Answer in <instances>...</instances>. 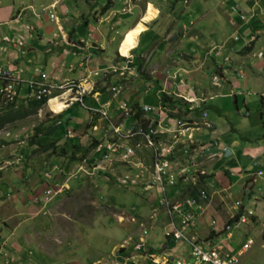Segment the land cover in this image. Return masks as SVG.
Instances as JSON below:
<instances>
[{"label":"crops","instance_id":"1","mask_svg":"<svg viewBox=\"0 0 264 264\" xmlns=\"http://www.w3.org/2000/svg\"><path fill=\"white\" fill-rule=\"evenodd\" d=\"M38 1L40 13L45 12L44 17L32 8V0H29L28 3L19 0L17 6H15L16 9L14 11L8 9L4 20L0 21V42L8 44L7 48L5 46L0 47V60H2L0 61L2 64L0 68L2 70L5 68L6 72L4 71V73L16 81L18 101L20 103L26 101L27 81L38 80L40 73H44L46 80L51 83H59L64 79L79 81L80 87L82 86L84 90L90 88L88 86L90 83L96 84L94 92L84 95V100L87 101L85 105L88 107L85 124L88 122L87 120H90L92 127L85 130L84 125L82 131L78 133H74L75 129L70 128L69 123L71 124L73 116L69 110L76 106V103L62 108L59 112L60 115L56 116L57 120L59 119L60 126L66 124L64 128L72 131L74 138L77 140L79 136L83 140L93 138L89 136V133H92L88 130L91 131L95 122L102 119L97 113L88 112L90 109L102 107L109 114L111 107L114 108L118 102H125L130 107L134 103L138 107L142 105L151 107L158 104L163 106L166 110L158 111L152 124V128L159 132L158 138L160 141L163 140L164 135L167 136L164 128L175 115L193 119L197 118L200 112L205 111L209 128L200 127L193 130L192 134L194 136L199 134L196 138L200 139L199 145L201 148L211 150L215 155L206 160L204 159L203 164L205 165L202 166L203 168L197 165L185 167V163L177 160L178 156L181 157L179 155L180 150L178 153L174 152L171 156L172 168L176 177H178L172 186L165 187L162 196L174 202L181 198L184 199L188 195H193L195 188L205 189L206 199H196L195 205L191 208L182 207L190 213V224L182 228L183 233L187 237L193 234L197 238L204 239L208 233L217 232L211 236L213 237L212 241L218 238L224 249L234 252L236 247L240 245V239L238 238L240 233L236 229L232 231L235 226L230 229L229 225L234 221L233 219H235L237 213L248 212L253 215L250 217L251 220L254 216L264 215V17L258 13L260 9L256 8L255 4H251L252 0H247L246 9L241 12V9L237 6L227 4L223 0L224 3H221V5H224L227 11L232 13L231 15L234 14L231 6L237 7L239 13L244 16L245 21L242 25H236L235 23L238 20L235 18L234 21L225 20L223 25L226 29L218 31L216 23L223 20L220 9H217L218 5L216 3H219V0H211L212 5L210 9L206 10L210 12L213 24L210 25L209 20H196V14L199 12L196 10L191 11L194 14H191L188 20L183 21V24L186 25L185 29L189 30L190 37L182 39L180 35H175L173 38L177 39L176 43L173 38L167 39L174 34L171 30L165 33L167 37L160 39L149 33V31H153L149 29L150 21L157 13L149 19H142L147 3L153 8L155 7L146 0L141 12L134 18H132L134 15L133 9H135L133 4L124 6L123 3L126 2L124 0H108L107 8L104 5L94 7L92 3L96 0H73L71 4L68 0ZM57 1H61L63 4L55 5ZM230 1L234 2L233 0ZM256 1H259L257 7L260 6L263 9L261 10L264 11V0ZM249 4L252 6L248 7ZM125 8L128 10H125ZM99 9L102 11L98 14ZM154 9L156 10V8ZM112 11L115 12L116 18L113 16L109 20L107 19L108 14ZM106 12L107 14H105ZM218 13L221 17L220 20L218 19ZM8 15L11 16L8 17ZM139 21L143 24L144 29L136 37L133 34L129 35L135 37L134 45L127 51V55L130 57L128 62L131 77L123 78L121 77L122 74H117L118 72H112V70L122 68L124 56L120 55L118 50L124 38L122 36L126 32L127 34L131 32ZM99 25H108V31L112 30L113 33L106 35L105 28ZM131 27L132 29L128 31ZM123 31L122 35H118L119 32ZM160 33H162L161 30ZM239 40H242L243 44H246L245 42L251 43V50L249 51L248 48L246 52L233 54L237 51ZM211 48H214L212 52ZM232 48H236V51ZM226 50L230 55H220L221 51ZM205 65L207 66L203 68ZM251 71L254 73H251ZM144 72L146 76L142 74ZM125 75L127 74L123 72V76ZM181 76L183 81L180 80L181 83H177ZM127 78H130L129 85H126ZM80 81H86L85 84L88 87L85 88V84ZM116 82L121 83L122 89L116 99L107 100L108 96L110 98V93L104 94V89L108 87L109 91V86ZM98 84L99 87H97ZM126 88L129 91L126 92ZM21 89H23L22 96L19 93ZM174 94L184 96L186 99L183 100L187 103H181L178 98H175V100ZM163 95L168 97L169 100H166ZM106 103L110 105L106 106ZM170 104L175 105L178 114L167 111V107L172 108ZM210 111L214 115V119L210 117ZM244 113H246V117L252 113L255 120L251 118L250 123L237 121V118L243 117ZM227 116H233L232 121ZM53 123H57V121ZM127 123H129V119H125L123 125ZM168 125L169 129L173 128L171 123ZM59 127L54 134L58 133ZM57 137L60 138V136ZM138 141V139H133L131 142L137 143ZM73 143H76V141ZM138 143L139 146L133 149V155H131L133 158L138 156L139 160H134L135 162L119 163L115 157L122 155L120 149L114 156L107 153V156H105L104 153L100 152L96 159L99 163L104 161L105 163L102 165L109 171H112L113 166L111 167V164L117 162L120 172L113 174L115 181L120 184L122 178L127 176L136 185L129 184L123 187L131 188L132 193L135 192V188L140 190L138 198L141 199L137 205L130 204L125 215L127 220L131 217L134 223L125 226H137L142 220L153 217L151 220L157 224L156 232L153 233L154 229L151 228L146 230V234L140 233L145 234L146 243H150L147 244L149 246L148 250L153 254L161 255L170 246L177 255H173V257L168 254L169 257L176 259L180 256L181 259H188L186 242L177 241L174 243L167 235L170 218L179 224L180 217L177 215L170 217L161 208L163 206L160 202L161 193L149 184L151 174L150 149L140 141ZM125 145H130V142H125ZM83 150L82 148V152ZM182 152H184V149H182ZM68 168L69 166L67 171L59 168L61 176L52 179V181L54 183L63 182V186L68 188L66 181L79 177L76 171H69ZM126 168L128 170L133 168V171L127 173ZM181 170L185 172L184 175H179ZM258 171L261 173L256 174ZM64 173L66 176L63 175ZM33 181L37 184L36 187H39V190L35 189L34 183H31L30 190L26 192V200H24L27 204L24 205L25 211L10 212V204L15 203L17 200L9 199L10 193L8 195L6 193L0 194V222L5 224L6 219L15 217L16 212H18V215L23 214L25 216L24 222L30 224L25 229H7L8 232H3V235H0V252L3 251L10 258L6 261L0 255L2 259L0 264H8V261L11 262L10 264H32V260L37 258L31 256L29 251L25 253L23 246L26 247L29 243H32L36 251L39 240L37 237L53 236L50 231L54 229L55 220L59 218L57 213L52 212L51 206L54 202L58 203L59 201L56 199L50 205H45L46 200L42 192L46 187L43 184L44 180L39 178V180L33 179ZM35 190L39 191L38 195L33 194ZM6 196L8 197L5 199ZM31 198L34 201H41L42 199L43 206L34 205L31 203ZM116 198L118 199L117 194ZM125 199H128V197H125ZM107 200L110 203L115 201V199ZM90 203H94V201H90ZM15 205L18 208V205ZM113 205L119 206L117 202H114ZM235 209L238 210L233 215ZM225 214H229V216L232 214L233 217L231 216L223 226L220 217L225 220ZM62 215L68 226L69 221L67 218L71 216V213L62 211ZM115 217H117V214H115ZM124 219L126 220V218ZM212 220L222 226V228L220 227L221 230L212 225ZM31 233L34 238L29 237ZM97 235L100 237V233H97ZM31 240L34 241L31 242ZM84 240L82 239L81 242H84ZM51 241L57 247L60 244L57 237L51 239ZM87 241L91 242L90 239H87ZM91 243L87 245H91ZM114 245L108 244V247L104 245V248L98 245L94 248L96 253L100 255H96L99 257L96 259L100 261L98 264H111L109 254L112 248H115ZM93 246H95V243ZM260 246L264 247L261 244ZM107 248L109 249L106 252ZM125 248H128L127 253L116 255L118 262L121 264H123L125 257L137 250H132L130 246H125ZM142 249H138V251ZM66 250L68 253L71 252L70 248L64 251ZM240 252L242 253V250ZM103 254L105 255L103 256ZM70 255L68 257H71ZM140 260H142L141 257H139V262H142ZM238 263L239 257L236 264ZM125 264H135V262L128 260Z\"/></svg>","mask_w":264,"mask_h":264},{"label":"rangeland","instance_id":"2","mask_svg":"<svg viewBox=\"0 0 264 264\" xmlns=\"http://www.w3.org/2000/svg\"><path fill=\"white\" fill-rule=\"evenodd\" d=\"M18 1L19 0H0V21L4 20V16H6V12H8V9H12L13 11L16 9L15 6H17ZM21 1L23 3L29 2V0H21ZM68 1H69V4L73 2V0H68ZM124 1H126L123 3L124 6L128 4L131 5L132 3L135 8L133 9L134 15L132 16V18L138 16V13L141 12L144 2H145V0H137V2H135V0H124ZM146 1L151 2L155 6L154 8H156L155 10L150 4H148L146 6L144 17L148 10H152L154 15L155 13H157L156 16L150 21L149 29L153 31H149V33L152 36L154 34L158 39L167 37L165 33L169 30L174 32L173 35L167 38L169 40L173 38L175 35H180L181 36L180 38L182 39H185L187 37L189 38L190 37L189 30L185 29L186 25L183 24V21L188 20L191 14H194V13H191V11H194V10L199 12V13L197 12L198 14H196V20L197 19L204 20V21L209 20L208 23L210 25L213 24L211 21L212 19L211 14L208 10H206V9H210L212 5L211 0H146ZM224 1L227 4H230V5L232 4V5L237 6L239 9H241V12H243V9H246L247 0H233L234 2L230 0H224ZM224 1L219 0V3H216L218 5L217 9H220V13L222 14V18H223L222 22L220 23L215 22L217 25L218 31L226 29L223 25V21L225 20L234 21V18L238 20V15H237L238 9L235 10L236 17H235V14L231 15L232 13L227 11V8L224 5H221V3H224ZM106 2L107 0H99V1L96 0L92 4L94 7L103 6L105 5ZM59 3L63 4L61 3V1H57L55 5H58ZM252 3L255 4L254 6H256V8L260 9L258 13H260V15H263L264 17V11H262L263 9L260 6L257 7V4L259 3V1L257 2L256 0L255 1L252 0L251 4ZM32 4H33L32 8L37 10L38 13H40L39 1L32 0ZM251 4H249L248 7H251L252 6ZM81 7L83 8V6ZM125 10H128V9L125 8ZM101 11L102 10L99 9L98 14ZM42 12L43 13H40V14H42V17H44L43 14L45 12L44 11ZM105 14H107V12ZM217 15H218V19L220 20L221 17L219 13ZM252 15H254V13H252ZM10 16L8 15V17ZM113 16L115 17L114 11L108 14L107 19L110 20L112 19ZM144 17L142 19H144ZM239 19H242V18H239ZM244 21L245 19L243 18L242 21H236L235 24L242 25L244 24ZM99 26L105 28L106 35L113 33L112 30L108 31V25L106 26L99 25ZM131 29L132 27L128 31H130ZM143 29H144V26L141 23V21H139V23L136 24L134 29L128 34L126 32L125 34L127 35L124 36L125 35L124 34L122 38L124 37L123 38L124 40L127 37H129L130 34H133L136 37L137 34ZM160 30L162 33H160ZM121 33L122 32H119L118 35H121ZM133 35H131V37L135 39ZM182 39L180 40L183 41ZM174 40L177 43V39L173 38V41ZM245 43L246 44H243L242 40H239L237 51H236V48H232L234 51H236V52H233V54L240 53V52H246V50L243 49L244 47H247V49L249 48L248 50L250 51L252 47L251 43H248V42H245ZM1 46H5L7 48L8 44L5 42H0V47ZM221 54L230 55V53L227 50L221 51L220 55ZM242 61L245 63L243 59ZM1 65L2 64L0 62V66ZM206 66L207 65L203 66V68ZM213 68H215V66H213ZM3 71L6 72L5 68H3ZM251 73H254V72L251 71ZM142 74L146 76L145 72ZM180 74L183 75L182 73ZM121 77L123 78L131 77V74H127ZM127 79L128 80L126 82V85H129L130 78H127ZM180 80L183 81L182 76L178 80L181 83ZM80 82L85 84L86 81H80ZM90 84L88 86L90 88L93 87V89L91 90L92 92L96 84L94 83L91 85ZM85 86H86L85 88L88 87L86 84ZM97 87H99V84ZM128 88L125 89L126 92L129 91ZM19 93H20V96H22L23 89L19 90ZM105 93L109 94L108 87H105L104 94ZM17 96H18V92L16 93L14 98L12 97L13 100L12 101L9 100L10 102L8 103H6L8 100H5L6 99L5 97L2 98V96H0V112L6 111L8 108H9L8 110L12 111V110H18L21 108L23 109L24 106L26 107L28 100L24 101L23 103H20L17 99ZM46 96H50V94ZM175 98L177 97H174V99ZM109 99L113 100L111 99V97L109 98L108 96L107 100ZM178 99H180L181 103H187L182 98H178ZM84 103H87L86 99L84 100ZM75 105L78 106L77 104ZM76 106H73L69 110V112L73 116L71 120V124L69 123V126L72 130L75 129L73 131L74 133H78L82 131L85 125V120H86L85 116L87 113L84 108H80L79 106L78 107ZM27 107H29V105ZM51 110H52L51 108L41 103V105H39V107L35 110L34 114L28 115L20 119H16L10 123H6L0 128V194L2 193L3 195L6 193L8 195L10 193L9 199L17 200L15 203L10 204L11 205L10 212L19 211V210L25 211L24 205H27V204L24 200H26V194H27L26 192L30 190L31 183L32 184L34 183L35 189L39 190V187L38 188L36 187L37 184L33 181V179L39 180V178L42 179V177L44 176L45 178L52 180L56 177H59L60 176L59 168H62L63 171H67L68 166H69L68 168L69 171L71 169H74V163L80 162L78 160H82L83 155L85 156V159H84L85 163L89 164L88 161L90 157L92 156V154H93V162L94 163L97 162L95 159L98 157V153H100L98 149H101V148L97 147V149L94 152L92 150H87V145L90 141V138L89 140L88 139L83 140L81 136H79L78 140L76 138L67 139L66 142L68 144L76 141V145H78V148L76 147L77 152L74 153L73 157L71 154V148L67 149V147H70V146L66 145V148L64 146L65 150L62 153H60L59 150H57L59 149L60 146L63 147V145L60 143L56 145L54 152H52L50 149L43 150L42 147L49 141L48 139L46 140L41 139L38 144L30 145L29 142L31 140L35 141L36 139L39 138V134H35L33 132V129L35 127L43 128V126L49 124L50 122L53 123L57 121L56 116H58V114L55 111L53 110L51 111ZM109 114L111 115L112 119H114V116L117 115V112L114 111L113 108L111 107V109L109 110ZM245 114L246 113L243 114L244 115L243 117L237 118V121L250 123L251 118L255 120V117L252 113H250V115L247 117ZM209 115L210 117L214 119V115L212 114L211 111ZM227 118L230 121H232L231 118L233 119V116H230V117L227 116ZM65 125L66 124H62L59 127L57 131L58 133H55L53 135L54 138L57 136H60V141L64 138L63 133L65 132V128H64ZM107 126H108V123L105 120L98 119L95 122L94 127L91 129V131L88 130V132L92 133V134L89 133V136L93 137L95 140L101 141L102 146L107 141V139L103 138V130L107 128ZM192 131L193 130H190L188 131L187 134H185L191 137L192 140L187 141V139L183 137L178 142L179 147L178 146L176 147L175 153H178V151L180 150L179 155H181V157L178 156L177 160H180L182 163H185L184 165L185 167L189 165L190 166L192 165L193 167L194 165H197L198 167H202L205 165L203 164L204 159L206 160L215 154H213L214 152H212L211 150H205L201 148V146L199 145L200 139L196 138V136H199V134H196V136H194L192 134ZM169 143H170L169 135L167 136L164 135L163 140H162L163 149H166V146ZM189 144L191 145L188 147ZM187 147H188V152H182V149H185ZM82 148L84 149L83 150L84 152H82ZM119 149L122 150L123 148H119ZM73 150H75L74 147H73ZM137 157L133 158L131 156L129 160L130 161L139 160ZM104 163L105 162L102 161L99 164L102 165ZM147 164L149 165L148 161H147ZM111 167H112V171L111 170L109 171L106 169L107 170L106 175H104V173L100 174V172L92 171L91 176L89 177L79 175V177L77 178L75 177L76 179L75 178L68 179L66 181V183L68 184V188L67 187L64 188L60 186L57 190L53 188L54 191L51 192L47 197H45V200H46L45 205L46 204L50 205L53 200L58 199L59 202L58 203L54 202L51 208H52V212L57 213L58 215L57 217L59 219L55 220L56 222L54 224L55 226L54 229L53 230L50 229L51 230L50 233L53 236L37 237L39 240H38V245L36 246V251L32 243H29L26 247L23 246V250L25 253L29 251L31 252L30 253L31 256L37 258L35 260H32V264H62L63 262L64 264H98L100 261H98L96 258H99L97 256H100V255L96 253L94 248L98 245L101 248H104V245L108 247V244L109 245L115 244L114 245L115 248H112L109 254L110 255L109 258L112 261L111 264H121L118 262L119 260L117 259L116 255L119 253L121 255H123L124 253H127L128 248H125V246H130L131 249L133 250L135 246L137 245L136 242L139 241L140 238L143 241L142 245L140 246V249L142 248L143 249L140 251L135 250L136 252L130 253L128 257L124 258L123 264H125L128 260L135 262V264H141V263L148 264V262L149 264H160V263H153L152 261L149 260L148 254L150 253V251L148 250L149 246H147V244H150V243L149 242L146 243L147 239H145L146 238L144 236L145 234L144 235L140 234L141 230L144 228L146 230L152 228L154 229L153 233L156 232L155 230H156L157 224L151 220L153 219V217L148 218L147 220H142L141 222L137 224V226L135 225H130L132 227L125 226L129 223H134L131 217L127 220V217L125 215L127 214L126 212L127 207L130 206V204L137 205L138 201L141 199V198H138V194L140 192L139 188H135V192L132 193L131 191L133 190H131V188L123 187L131 183L128 182L127 184L123 186L119 185L118 182L115 181L113 174L119 173L120 167L117 164V162L112 163ZM125 171L127 173L131 172L133 171V168H130V170L126 168ZM46 182L47 181L44 180L43 184H45ZM132 184L136 185L135 183H132ZM37 190L33 191V194L38 195L39 191ZM116 194H117L118 199L116 198ZM7 197L8 196H6L5 199ZM125 197H128V199H125ZM107 199H112V200L115 199V201L110 203ZM90 201H94V203H90ZM114 202L115 203L117 202L119 206H114L113 205ZM31 203H33L34 205H37L38 207L43 206L42 199L41 201H38V200L34 201V199H32ZM15 204L18 205V208ZM237 210L238 209H235V212L232 214L234 215L237 212ZM62 211L64 212L69 211L71 213V216L67 218L69 221L68 226L65 220L62 218L63 216ZM115 214H117V217H115ZM232 214L231 216L233 217ZM251 215L248 212H243L242 214L243 221H240L239 219H237L229 225L230 229L235 226V228H233L232 231L236 229V231H239L240 233L238 237L240 239V245L239 247H236L235 251H238L240 249L242 250V244L246 243V246L243 252L239 256L238 264H264V247L260 246V244L262 246L264 245V215L260 217L254 216L252 220L250 219ZM231 216H229V214L228 215L225 214V218H226L225 220L222 217H220V220L222 221L221 225H223ZM24 218L25 216H23V214L18 215V212H16V216L8 220L6 219L5 224L0 222V231H1L0 235H3L2 234L3 232L4 233L8 232L9 229L15 228L16 230H20V229L27 228L30 224L28 222H24ZM124 218H126L127 221ZM211 223L212 225L217 227V229L221 230L222 226L218 225L215 220H212ZM88 229H90L89 232H88ZM93 232H95L96 234H94ZM97 233H100V237L99 235H97ZM29 237L34 238L32 236V233ZM55 237H57L60 241V244L58 245V247L53 244V241H51V239ZM188 237H190V239L192 240L195 239L197 241L210 240L209 238L208 239L206 238L207 235L205 237L206 239L205 238L200 239V237L197 238L196 235H193V234ZM25 239L28 242H30L28 238L25 237ZM82 239H85L84 242H81ZM87 239H90L91 242L95 241L94 242L95 246H93L94 243L87 241ZM34 240H31V242ZM89 243H91V245H87ZM117 246H120V247H117ZM67 248H70V251H71L70 253H68L67 250L64 251ZM167 248L165 252L161 253V257L164 256L165 254H171V256L177 255V253H175V251H173L170 248V246H168ZM108 249L109 248L106 249V252ZM52 254H55L58 256H53ZM69 254H71L70 255L71 257H68ZM105 254H103V256ZM0 255L4 257V260L6 261L10 259L7 256V254H5L3 251L0 252ZM139 257H141L142 260L140 261L142 262H139ZM178 258H180V256H178ZM156 259L159 260L161 258H156ZM0 260H2L1 257H0ZM10 263L11 262L8 261V264Z\"/></svg>","mask_w":264,"mask_h":264},{"label":"built area","instance_id":"3","mask_svg":"<svg viewBox=\"0 0 264 264\" xmlns=\"http://www.w3.org/2000/svg\"><path fill=\"white\" fill-rule=\"evenodd\" d=\"M128 71L130 73L129 68L126 65H123L120 69L119 74H122L123 71ZM40 77L42 79L45 78V74L41 73ZM0 79H3L5 82L3 86L0 87V96L5 97V100H11L14 95L13 81L10 79L9 75L5 74L0 68ZM28 88L30 93L28 96L32 98L38 99L43 95H48L52 91L60 90L66 93V97L64 98V103L66 105L71 102H77V104L81 107L84 106V102L82 100V96L85 95L86 91L79 86L78 83H75L72 80L64 79L63 82L59 84H50L44 81L30 80L28 81ZM121 91V86L119 84H115L110 87V95L111 98H116L119 92ZM68 102V103H67ZM106 103L105 105H107ZM86 108V107H85ZM88 109V107H87ZM116 109L119 111V116L126 117L131 114L130 108L124 103L119 102L116 105ZM142 115L140 117L135 118L125 129H121L119 125L113 124L112 121L106 116L105 111L102 107L97 109H90L89 111L98 113L104 120L107 121L110 131L109 134L113 138L112 142L107 143L105 145V149L111 152H116L119 148H121V143L123 141H131L133 139H138L144 146L148 147L151 152L150 157V183L155 188H157L158 192L161 193V196L164 193L165 187L172 186L174 181L177 180L175 172L172 168V154L175 152L176 147L179 145L178 142L184 137L187 141H191L192 138L188 135H185L190 130L199 129L200 127L209 128V123L206 120V113L202 111L197 118H193L189 121L182 116H176L170 121L173 125L172 129H169V123L165 126L164 130L167 132V135L170 137V143L166 146V149H163L162 141L159 140L158 134L154 128H152L153 118L157 115L158 111L166 110L161 105L155 106H147L142 105ZM167 111L173 112L174 114L178 113L177 108L172 107L169 109L167 107ZM66 137H71V132L69 130L65 131ZM138 141V142H139ZM121 142V143H120ZM132 143L130 145H123L122 159L126 162L127 157L133 155V149L139 146V143ZM193 144V143H191ZM189 144L188 147L191 145ZM188 147L184 149V152H188ZM120 156V157H121ZM131 165V164H130ZM202 173V172H200ZM260 172H257L259 174ZM185 174L183 170L180 171L179 175ZM133 183V180L128 179L127 176H124L121 180ZM59 188V186L49 181V184L44 187L42 190L43 195L47 197L51 192ZM58 192V191H57ZM206 194L205 190L197 189L193 195H188L184 197V199H178L177 201L171 202L169 199L165 197H161V204L165 208L166 214L177 215L180 217L179 224L175 223L174 220L170 218L169 220V234L170 240L174 243L177 241H184L188 246V259L181 258H171L168 254H165L161 257L160 254H148L149 260L153 263L160 264H236L237 256L241 251L230 252L224 249V246L217 239L207 240V241H197L192 240L190 237H187L182 228L188 226L190 224V213L188 210H184L183 206L188 209L195 205L196 199H205ZM240 221H243V218L240 217ZM178 225V226H177ZM142 244V239L140 238L137 241V245L134 249H139ZM246 243L242 244V249L245 248ZM154 257V258H153ZM161 258V259H156Z\"/></svg>","mask_w":264,"mask_h":264},{"label":"clouds","instance_id":"4","mask_svg":"<svg viewBox=\"0 0 264 264\" xmlns=\"http://www.w3.org/2000/svg\"><path fill=\"white\" fill-rule=\"evenodd\" d=\"M107 3H108V0H107V2L105 3V5H107ZM104 5V6H105ZM108 6V5H107ZM102 9V8H101ZM238 8L237 7H233V6H231V10H233L234 11V14L236 13L235 12V10H237ZM236 15V14H235ZM237 15H238V21H242L243 20V18H244V16L242 15V14H240L239 13V10H238V12H237ZM239 18H242V19H239ZM124 33V31L121 33V35ZM235 39V38H234ZM214 48H211V52H212V50H213ZM206 51V50H205ZM204 51V52H205ZM124 63H123V65H126L128 68H129V70H130V73H131V69H130V67H129V62H128V60L127 59H130V57L128 56V55H126V56H124ZM122 65V66H123ZM2 70V69H1ZM3 71V70H2ZM114 71H116V72H118L117 74H119V72H120V69H113L112 70V72H114ZM4 72V71H3ZM123 72H125V74L127 73V74H130L128 71H123ZM41 74V73H40ZM40 74H39V79L37 80V81H44V82H47V83H50V84H59V83H61V82H63L64 80H62L61 82H59V83H51V82H49V81H47L46 80V78H44V79H42L41 77H40ZM122 76H123V73H122ZM10 79H13L12 81H13V88H14V95H13V98H14V96L16 95V93H17V90H16V85H15V80H14V78H12V77H10ZM32 80H36V79H32ZM72 81H74V80H72ZM75 83H78V82H76V81H74ZM4 81H3V79H0V87L1 86H3L4 85ZM177 83H180L179 81H177ZM79 84V83H78ZM115 84H119L120 86H121V83H119V82H116V83H114L113 85H115ZM113 85H110L109 86V93H110V87L111 86H113ZM80 86V85H79ZM83 88V87H82ZM84 89V88H83ZM93 89V87H91V88H89L88 90H85L86 91V93H91V90ZM121 89H122V86H121ZM95 90H93L92 92H94ZM29 93H30V90H29V88H28V81H27V91H26V100H30V99H35V98H32L31 96H28L29 95ZM86 93H85V95H86ZM62 94H65L63 97H61V99H59V101H61V102H63V104H64V107H67L68 105H71V104H74V103H76L77 104V102H71L70 104H68V105H66V103H64V98L66 97V93H64V91H62V89H60V90H55V91H52L51 93H50V96H46V95H43V97L45 98V99H43V102H42V104H44V105H46V100H48L50 97H55V96H58V95H62ZM174 96L175 97H177V98H182V99H186L184 96H182V95H176V94H174ZM42 97V96H41ZM110 97H111V95H110ZM13 98L10 100V101H12L13 100ZM39 99V98H38ZM111 99H114V98H111ZM82 100H83V102H84V96H82ZM10 101H7L6 103H8V102H10ZM119 103V102H118ZM117 103V104H118ZM125 103V102H124ZM117 104H115V106H114V110L117 112V115H115L114 116V119H112V117H111V115L110 114H107L106 112H105V114H106V116L112 121V123L113 124H117V125H119V127L121 128V129H125L133 120H135V118H137V117H140L141 115H142V110H141V108H142V106H140L139 108H140V114L137 116V117H135V118H133V117H131L134 113H135V110L132 108V107H130L127 103H125L129 108H130V110H131V114L129 115V116H126V117H122V116H119V111L116 109V105ZM78 105V104H77ZM84 105H85V103H84ZM110 104L108 103L106 106H109ZM79 106V105H78ZM175 105H173V104H170V107H174ZM63 107V108H64ZM81 107V106H80ZM86 107V108H85ZM85 107H82V108H84L85 110H86V112H87V106H85ZM178 111V110H177ZM59 112L60 111H58V112H56L58 115H60L59 114ZM88 112H91V111H88ZM205 112V111H204ZM93 113H95V112H93ZM201 113V112H200ZM206 113V112H205ZM98 114V113H97ZM178 114V113H177ZM99 115V114H98ZM176 116H179V115H176ZM101 117V116H100ZM102 118V117H101ZM91 119V118H90ZM103 119V118H102ZM125 119H129V123H127L126 125H123V123H124V120ZM186 119H188V118H186ZM104 120V119H103ZM191 119H189V121H190ZM58 121H59V119L57 120V123H58ZM88 122L85 124V130L87 129V128H89V127H92L91 125V121L90 120H87ZM106 121V120H105ZM107 122V121H106ZM66 130H68V129H65V131ZM103 130V129H102ZM70 131V130H69ZM109 131H110V128H109V125L107 126V128H105L104 130H103V138H105V139H107V141H106V143L102 146L101 145V141H99V140H95L94 138H90V141H89V143H88V145H87V150H92L93 152L97 149V147H100L101 149H98L100 152H102V153H104L105 154V156H107V154H109V155H111V156H114L116 153H117V151L116 152H111V151H109V150H106L105 149V145L107 144V143H110V142H112V140H113V138L111 137V135L109 134ZM71 132V137H66V135H65V132H64V138L61 140V141H63V140H67V139H71V138H74V134H73V132L72 131H70ZM87 133V132H86ZM89 140V139H88ZM60 141V142H61ZM93 141H96V144L93 146V147H90V145H91V143L93 142ZM60 142H58V143H60ZM125 142H128V141H123L122 143H121V148H123V145H125ZM130 144H132V143H130ZM77 150V149H76ZM84 152V151H83ZM121 152H123V149L121 150ZM107 153V154H106ZM116 159H117V161L119 162V163H121V164H125V163H128V162H130L131 163V161L129 160V158L130 157H127V158H125L126 159V162L122 159V156L120 157V156H117V157H115ZM84 159H85V156L83 155V158H82V160H78V161H80V162H77V163H74V169H71L72 171L74 170V171H76V173H78L79 175H81V176H85V177H87V176H90L91 175V173H92V171H96V172H100V174L101 173H104V175H106V172H107V170H106V167L104 166V165H100L99 164V162L97 161V159H95L97 162H93V154H92V156L90 157V159H89V164H87V163H85L84 162ZM94 160V161H95ZM93 162V163H92ZM61 170H59V172H60ZM259 172V171H258ZM63 173V172H62ZM261 173V172H260ZM259 173V174H260ZM60 174V176H61V172L59 173ZM256 174H257V172H256ZM64 176H66V174L64 173L63 174ZM184 175V174H183ZM42 179L43 180H45V181H47L45 184L46 185H44V186H47L48 184H49V181H51V182H53L52 180H50V179H47V178H45L44 176L42 177ZM128 182L127 181H124L123 183L120 181V184L119 185H125V184H127ZM58 186H60V187H66V186H63V182L62 183H56ZM130 185H133L132 183L130 184ZM196 190H197V188H195L194 189V193L196 192ZM203 190H205V189H203ZM205 194H206V191H205ZM205 199H206V197H205ZM170 200V199H169ZM171 201V200H170ZM172 202V201H171ZM162 208L164 209V212H166L165 211V208L162 206ZM238 215H237V218L235 219V220H237V219H239L240 220V217H242V214L241 213H237ZM234 220V221H235ZM140 233H145L146 234V229L144 228V229H142L141 230V232ZM216 233H212L211 235H207V239L209 238V239H213V237H211L212 235H215ZM144 235V234H143ZM167 235L169 236V238H170V234H169V228H168V233H167ZM205 238V239H206ZM143 242V241H142ZM137 243V242H136ZM142 245V244H141ZM139 249H140V247H139ZM138 250V249H137ZM243 250H244V248L242 249V252H243ZM241 253V252H240ZM240 253H239V255L237 256V261H238V257L240 256Z\"/></svg>","mask_w":264,"mask_h":264},{"label":"trees","instance_id":"5","mask_svg":"<svg viewBox=\"0 0 264 264\" xmlns=\"http://www.w3.org/2000/svg\"><path fill=\"white\" fill-rule=\"evenodd\" d=\"M108 6L105 5V8H107ZM243 49H247V47H244ZM164 96V95H163ZM166 98V100H169L168 97L164 96ZM162 97L164 100L165 98ZM43 99L44 97H40L39 99H30L28 100L27 102V106L29 105V107H23V109H18V110H6V111H3V112H0V128L6 124V123H10L16 119H20V118H23V117H26L28 115H31V114H34L35 113V110L39 107V105H41V103L43 102ZM11 104V103H10ZM10 106V105H9ZM7 106V107H9ZM134 110H135V113L131 116L133 118L137 117L139 114H140V108L134 103L132 104L131 106ZM50 120V119H49ZM60 126V122L58 123H51L49 125H47L46 127H44L43 129L40 128V127H35L33 129V132L35 134H39V138L36 139L35 141H30V145H36L40 142V140H46L48 139L49 141L42 147L43 150H48L50 149L52 152L55 151V148H56V145L58 144V142L60 141V138L58 137H52V135H54V132L56 131V129ZM67 140H63L60 142V144L63 145L59 147V152L62 153L64 152V146L66 148V145L67 146H70V147H67L68 148H71V154H72V157L74 156V153H75V150L78 148V145H76V143H70L68 144L66 142ZM96 144V141H93L90 145V147H93L94 145ZM73 147L75 150H73ZM77 147V148H76ZM73 150V151H72ZM238 215V214H237ZM237 215L234 217L235 219L237 218ZM233 219V220H235ZM212 233H210L209 235H211ZM208 235V236H209Z\"/></svg>","mask_w":264,"mask_h":264},{"label":"bare ground","instance_id":"6","mask_svg":"<svg viewBox=\"0 0 264 264\" xmlns=\"http://www.w3.org/2000/svg\"><path fill=\"white\" fill-rule=\"evenodd\" d=\"M147 5H148V3L146 4V6ZM153 16H154L153 11L152 10H148L146 12V15H145L144 19H149V18H151ZM134 40L135 39L133 37L129 36L125 40L122 41L121 46L119 48V53L122 56H126L127 55L128 49H130L134 45ZM64 95L65 94L58 95V96H55V97H50L46 101V106L49 107V108H51L55 112L60 111L64 107V104H63V102L59 101V99H61L60 97H62Z\"/></svg>","mask_w":264,"mask_h":264},{"label":"water","instance_id":"7","mask_svg":"<svg viewBox=\"0 0 264 264\" xmlns=\"http://www.w3.org/2000/svg\"><path fill=\"white\" fill-rule=\"evenodd\" d=\"M226 152V151H225Z\"/></svg>","mask_w":264,"mask_h":264}]
</instances>
